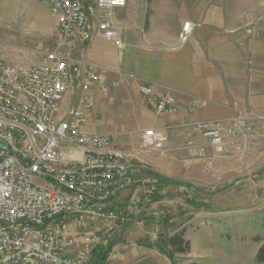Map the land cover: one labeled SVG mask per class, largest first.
<instances>
[{"label":"built area","instance_id":"1","mask_svg":"<svg viewBox=\"0 0 264 264\" xmlns=\"http://www.w3.org/2000/svg\"><path fill=\"white\" fill-rule=\"evenodd\" d=\"M39 1L56 20L54 48L21 51L15 59L0 56V264H92L94 253L124 228L148 219L173 222L166 200H153L154 183L140 181L139 190L121 200L138 150L162 148L163 154L167 137L147 127L137 135L136 147L124 148L111 135L85 129L94 107L92 91L118 83L106 82L67 49L90 41L94 31L121 48L123 27L114 22V9L127 0H93L95 22L89 0ZM253 21L251 12L245 15L246 34L253 32ZM190 24L182 25L180 43ZM138 92L157 115L178 110L169 91L141 82ZM202 105L193 99L190 108ZM241 120L233 129L244 125ZM192 124L189 130L220 149L219 121ZM158 237L157 229L146 234L149 242Z\"/></svg>","mask_w":264,"mask_h":264},{"label":"crops","instance_id":"2","mask_svg":"<svg viewBox=\"0 0 264 264\" xmlns=\"http://www.w3.org/2000/svg\"><path fill=\"white\" fill-rule=\"evenodd\" d=\"M222 1L127 0L125 7L114 9V15L123 27L121 48L98 31H94L92 39L83 45H71L67 49L70 54L90 64L106 82L118 83L116 88L105 92L92 91L94 107L85 129L111 135L113 142L122 146L114 139H126L123 133L117 129L114 132L108 130L104 118L124 121L137 112L138 134L142 129L152 127L167 139H176L195 122L226 119L236 111L263 112L264 21L258 23L257 15L264 16V8L259 7L258 2L252 6V9L258 7L256 12L259 13L253 15V32L246 34L242 17L245 9ZM89 3L95 22L93 0ZM187 21L191 23L190 32L180 43L178 36ZM141 82L156 90L171 92L178 105L177 112L155 114L138 92ZM193 99H200L202 107L192 110ZM148 179L154 185L169 181L145 168L132 166L128 171L129 185L121 200L125 201L138 189L136 182L145 180L148 183ZM165 192L179 200L185 196L182 200L185 204L188 201L206 202L181 181L168 184ZM166 197L170 199L169 196L162 199ZM183 218L184 214L178 216V222ZM148 220L138 227L124 228L112 242L104 264H172L158 245L146 239L151 230L146 224ZM185 235L184 229V238ZM187 240L191 247L200 243L196 237ZM188 256L183 264L191 261L208 264L210 260L202 254ZM213 261L211 259L209 264Z\"/></svg>","mask_w":264,"mask_h":264},{"label":"rangeland","instance_id":"3","mask_svg":"<svg viewBox=\"0 0 264 264\" xmlns=\"http://www.w3.org/2000/svg\"><path fill=\"white\" fill-rule=\"evenodd\" d=\"M222 2L245 9L242 13L244 21L246 14L251 12L255 16L259 13L256 12L258 7L252 9L256 2L264 8V0ZM257 17L258 23L264 21V16L258 14ZM114 22L121 24L117 16ZM57 40L56 20L46 4L39 0H0L1 57L15 59L26 50L48 51L54 48ZM263 115L264 111L244 110L236 111L232 117L217 119L222 127L223 144L220 149L210 145L196 130H189L191 124L180 137L166 140L163 154L162 148L138 150V160L133 162V166L169 180L155 184L154 201L172 196L167 195L165 189L173 181L187 184L193 194L206 199V202L188 201L179 205L180 200L176 196L166 197L173 222L146 221L150 231L158 230V239L151 243L158 245L161 251L164 247L162 240L181 229L186 230L185 239H199V245L190 246L186 253L172 254L175 264L185 263V257L193 253L213 259L212 264H264L255 259L258 249L264 244ZM239 117L244 125L235 130L231 125ZM109 119L111 121L104 118L107 129L112 132L117 129L126 138L114 139L116 143L124 148L136 147L138 113L134 112L124 121ZM180 199L184 200L185 196ZM181 214H184L183 221L178 222Z\"/></svg>","mask_w":264,"mask_h":264},{"label":"trees","instance_id":"4","mask_svg":"<svg viewBox=\"0 0 264 264\" xmlns=\"http://www.w3.org/2000/svg\"><path fill=\"white\" fill-rule=\"evenodd\" d=\"M146 181L149 183V179ZM183 233L184 229H181L162 240V245L164 246L162 252L169 258L172 264H175L172 257L173 253L183 254L189 250L190 243L183 237ZM111 244L105 248H99L94 253V260L92 264H104L105 259L110 251ZM165 247H168L169 249H165ZM255 259L257 262H264V244L258 249ZM188 264L198 263L196 261H191Z\"/></svg>","mask_w":264,"mask_h":264},{"label":"water","instance_id":"5","mask_svg":"<svg viewBox=\"0 0 264 264\" xmlns=\"http://www.w3.org/2000/svg\"><path fill=\"white\" fill-rule=\"evenodd\" d=\"M2 146L4 147V145L2 144Z\"/></svg>","mask_w":264,"mask_h":264}]
</instances>
